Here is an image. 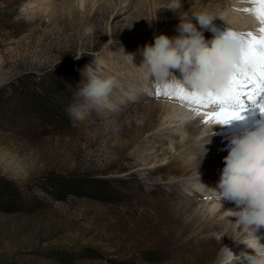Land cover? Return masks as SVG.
Here are the masks:
<instances>
[{"label": "rangeland", "instance_id": "374dc122", "mask_svg": "<svg viewBox=\"0 0 264 264\" xmlns=\"http://www.w3.org/2000/svg\"><path fill=\"white\" fill-rule=\"evenodd\" d=\"M56 1L48 10L41 1L0 0V88L56 78L70 95L67 122L41 127L31 116L14 125L0 119V180L23 199L0 197V264H220L221 236L207 234L200 198L186 195L191 190L178 179L184 175L175 158L152 166L172 158L164 157L169 140L157 132L158 117L144 125L147 111L175 97L152 94L148 88L158 84L141 66L142 49L156 34H178L165 8L173 0H100L68 10ZM142 22L145 37L136 38ZM90 63L126 87L117 83L107 106L77 119L67 110L82 103L81 72ZM51 175L95 177L116 192L102 185L100 198L57 200L41 190Z\"/></svg>", "mask_w": 264, "mask_h": 264}, {"label": "clouds", "instance_id": "9594fccd", "mask_svg": "<svg viewBox=\"0 0 264 264\" xmlns=\"http://www.w3.org/2000/svg\"><path fill=\"white\" fill-rule=\"evenodd\" d=\"M168 9L179 17L177 35L169 37L160 33L154 36V43L146 44L142 49L144 61L152 80L164 85H180L190 92L216 90L225 85L235 70L243 46V39L231 35L230 27L226 32L215 34L206 40L203 29L212 25L213 18L207 14L194 15L189 18L182 12V0H173ZM196 19L202 28L193 23ZM80 56H76L79 59ZM133 60L131 55L130 57ZM173 69L182 73L177 77ZM83 85L77 96L82 103L73 104L67 110L71 117L83 118L90 109L107 106L113 89L117 86L114 77L107 76L94 69L90 64L81 72ZM216 124V123H215ZM224 124V123H222ZM257 126L246 130L242 135H233L227 145L228 154L223 158L224 167L216 188L221 202L225 199L235 202L237 210H232L235 221L244 229L246 239H236L245 243L252 252L234 255L242 264H264V244L256 235L264 227V118L256 122ZM205 144L210 143L211 135ZM204 144V145H205ZM203 145V156L207 149Z\"/></svg>", "mask_w": 264, "mask_h": 264}, {"label": "bare ground", "instance_id": "6f19581e", "mask_svg": "<svg viewBox=\"0 0 264 264\" xmlns=\"http://www.w3.org/2000/svg\"><path fill=\"white\" fill-rule=\"evenodd\" d=\"M40 1L43 5L47 4L45 8L48 10L53 8L52 4L58 2L56 0H30V4L33 5L35 3L38 5ZM97 1L100 0H61L60 5L61 8L67 10L69 8L73 9L76 5L83 9L86 4L94 7ZM122 3H124V0L120 2V4ZM129 5L126 7L119 5L117 12L127 10ZM255 6L252 0H191L188 5L182 2V12L189 18L199 14H207L214 17L212 25H214L216 32L211 34L212 30L203 29L205 39L211 40L215 34L226 32L229 27L236 32L252 31L258 34V30L262 25L255 13L238 11V9L253 8ZM168 13L171 14L168 22L171 27L173 25L177 29V25L180 23L179 17L173 10H169ZM193 23L196 24L198 29L202 28L196 19H193ZM145 26V22L139 23L138 29L140 31H134L136 38L145 37L140 33L146 29ZM174 74L177 77L182 76L179 70L177 73L174 72ZM149 76L148 78H150ZM150 82L155 85L153 80ZM130 83L133 84L131 81ZM118 84L126 87L121 82ZM126 94H129L127 90ZM174 99L177 100L175 97ZM173 100L165 101L163 104H159V107L146 112L144 125L148 120L158 117L157 132L162 136V141L167 142L169 140L167 149L163 151L164 157H168V154L172 157L171 159L163 158L162 161L153 163L154 165L152 166L166 164L169 160L175 158L174 163L176 164L177 172H182V175H184L179 176L178 179H187L186 187H190L191 190L186 195H190L193 192L195 196L200 198L198 202L202 204L203 209L200 210V213L203 217L207 234L214 235L218 233L221 236L223 248L218 254L220 264H242L241 260H236L234 255L240 256L243 252H252L253 250L245 243L234 239L249 240L244 235L243 227L239 222L235 221L237 217H235V213L232 210H237V206L235 202L227 199L221 202L218 198V193L213 188L217 187L220 180L224 167L223 158L228 154L226 149L231 136L242 135L246 130L255 128L257 126L256 122L264 118V113L258 112L257 108L249 106L242 113V119H235L230 123L222 124L216 123L214 119H208L203 115L205 112L217 111L218 109L215 105L201 108L198 113L196 105L189 104L188 106V104L184 105V102ZM212 131L215 134L211 135V142L205 144ZM203 145L207 149V153L204 156ZM189 179H192L193 182H189ZM191 202L194 201L191 200ZM256 235L260 237V242L264 244V227L259 228ZM249 242L256 244L255 240H249Z\"/></svg>", "mask_w": 264, "mask_h": 264}, {"label": "trees", "instance_id": "16d2710c", "mask_svg": "<svg viewBox=\"0 0 264 264\" xmlns=\"http://www.w3.org/2000/svg\"><path fill=\"white\" fill-rule=\"evenodd\" d=\"M53 94L59 97L58 102L51 99ZM69 98L70 95L56 78H49L43 82L23 79L17 86L0 88V119L14 125L17 118L31 116L41 127L52 126L59 120L67 122L64 109ZM47 179V185L43 184L41 190L57 200H64L70 195H87V193L100 198L102 193H99L98 188L102 185L111 190L110 195L116 192L108 181L95 177L68 179L61 175H51ZM0 197L5 198L6 202L23 203L19 188L3 179L0 180ZM33 198V200H40L37 196Z\"/></svg>", "mask_w": 264, "mask_h": 264}, {"label": "snow or ice", "instance_id": "6c2138e0", "mask_svg": "<svg viewBox=\"0 0 264 264\" xmlns=\"http://www.w3.org/2000/svg\"><path fill=\"white\" fill-rule=\"evenodd\" d=\"M253 8L238 9V11L253 12L262 27L258 34L252 31L230 32L238 35L244 41L235 70L227 83L216 90L206 92H190L180 85H157V96L162 94L175 96L181 102L201 108L215 105L217 111L203 113L216 123H230L242 119V113L252 106L264 113V0H252ZM207 122V120H205Z\"/></svg>", "mask_w": 264, "mask_h": 264}]
</instances>
